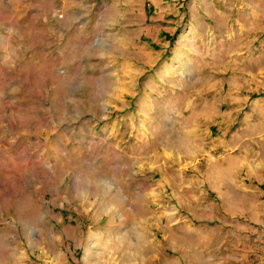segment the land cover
<instances>
[{"label": "rangeland", "instance_id": "374dc122", "mask_svg": "<svg viewBox=\"0 0 264 264\" xmlns=\"http://www.w3.org/2000/svg\"><path fill=\"white\" fill-rule=\"evenodd\" d=\"M116 2L0 0V264H264L234 165L246 114L264 119V0L151 56L99 31Z\"/></svg>", "mask_w": 264, "mask_h": 264}, {"label": "crops", "instance_id": "0c3cea01", "mask_svg": "<svg viewBox=\"0 0 264 264\" xmlns=\"http://www.w3.org/2000/svg\"><path fill=\"white\" fill-rule=\"evenodd\" d=\"M115 8L116 18H108L107 14H104L107 11L102 12V19L100 23L98 22L99 31L105 35L110 31L111 36L114 33V38L120 36L128 48L144 47L149 49L144 54L147 55L148 53L149 56L152 55L153 43L163 39H165L164 47L174 44L178 51L188 47L187 45L192 48L210 45L211 40L216 37V31L223 29L221 22L226 18V0H117ZM179 32H187V34L180 38ZM190 35L193 36L194 41L189 40L188 42L186 39ZM244 100L247 103L242 107L243 109L246 108L247 113L250 109H252L250 115L258 112L261 104L250 105V108L247 95H245ZM229 104H232V108L235 106L232 102ZM246 115V119L242 121L240 147L236 148L239 149V156H236L235 159L239 160V163L234 165L242 168L246 176L242 182L237 178V181H240L239 188H241L238 192H242L247 198L250 195L255 196L258 200L251 204V207L255 205L259 209L254 215H251L254 218L251 222L261 223V211L264 212V119L263 121L261 119L253 120L248 118V114ZM221 124L223 123H218L217 127L220 128ZM215 125L216 123H212V126L215 127ZM222 127H229V124L224 123ZM231 138L233 142H236L234 135ZM227 140L229 139L226 137L220 138L222 145H225ZM214 155L218 156H216L215 163H211V169L215 170L219 176H225L224 174L229 167H226L225 163L221 161H225L226 158L221 152H215ZM232 174L233 171L229 177L230 184L234 181L231 178L238 176V173ZM216 187L212 183L210 190L218 192L219 189ZM221 199L225 201L224 206L223 204L221 206L225 207V204H230L228 197L222 198L221 195ZM241 208L247 209L249 214V205L246 204ZM244 209H240L239 214L242 216L245 214ZM176 264L186 263L179 262Z\"/></svg>", "mask_w": 264, "mask_h": 264}]
</instances>
